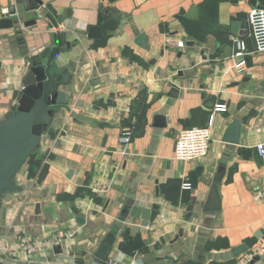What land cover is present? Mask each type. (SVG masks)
<instances>
[{
	"label": "crops",
	"instance_id": "1",
	"mask_svg": "<svg viewBox=\"0 0 264 264\" xmlns=\"http://www.w3.org/2000/svg\"><path fill=\"white\" fill-rule=\"evenodd\" d=\"M257 7L264 0H0V21L15 8L22 26L0 27V121L16 110L32 67L45 65L57 46L53 21L64 51L55 71L68 101L14 189L0 195V243L64 241L0 259L91 264L89 255L114 235L107 264H240L264 243V157L256 148L264 144V53H255L249 24ZM237 21L246 24L233 34ZM91 27L99 34L89 38ZM238 37L249 52L241 72ZM218 104L227 111L214 115L208 154L177 160L180 132L206 127ZM235 120L238 145L223 142ZM129 128L124 148L119 139ZM217 179L219 209L204 211ZM133 191L158 213L147 228L128 223ZM251 264H264V254Z\"/></svg>",
	"mask_w": 264,
	"mask_h": 264
},
{
	"label": "water",
	"instance_id": "2",
	"mask_svg": "<svg viewBox=\"0 0 264 264\" xmlns=\"http://www.w3.org/2000/svg\"><path fill=\"white\" fill-rule=\"evenodd\" d=\"M49 19L52 20L50 16ZM53 23L57 32V46H55L45 65L38 63L32 67L27 78L26 88L21 94L16 110L12 116L0 121V195L14 189L15 176L38 149L42 135L52 124L55 112L59 109L68 108L66 95L60 91L61 76L55 71L57 58L64 53L63 37L57 23L54 21ZM34 24H36V21L28 22L25 23V27L29 28ZM245 24L241 25L238 21L234 22L232 24L233 34H238L239 29L245 27ZM0 27L1 29L15 28L19 30L22 26L6 15L0 21ZM98 34V27H91L88 30L89 38ZM144 39L145 36L141 35L136 43L143 46ZM261 85L264 86V81ZM241 128V121L235 120L226 131L223 142L238 145L240 143ZM218 183V179L213 181L210 202L203 208L204 211L219 209L216 196ZM127 197L128 201L125 203V207L130 217L128 223L134 228H147L158 215L155 211L156 208L154 207V210H152L143 207L134 191L129 192ZM36 208L38 210L39 205ZM125 220L122 219V221ZM80 222L83 223V221ZM114 242V235L106 237L97 250L92 252L86 260H92L91 264L109 263ZM245 250L246 246L243 245L235 248L234 253L239 256ZM0 264L12 263L0 259Z\"/></svg>",
	"mask_w": 264,
	"mask_h": 264
},
{
	"label": "built area",
	"instance_id": "3",
	"mask_svg": "<svg viewBox=\"0 0 264 264\" xmlns=\"http://www.w3.org/2000/svg\"><path fill=\"white\" fill-rule=\"evenodd\" d=\"M3 14L13 18L21 24L20 15L18 11L13 9H4ZM40 19L44 16L39 15ZM249 24L251 36L255 43V53H264V7L254 8L249 14ZM236 51L234 59L237 60L234 68L238 71H243L247 61L245 56L249 54L247 42L244 38L235 39ZM227 111L225 104H218L215 106L213 114L206 127H190L180 132L175 146V158L184 162H191L206 156L209 152L211 143L213 141V119L214 115L219 112ZM132 129H125L120 136V145L126 148L132 141ZM259 156L264 157V144L257 145ZM184 190L191 189V185L185 183ZM264 199V191L260 196ZM66 240H73V235H70ZM64 241L61 236H55L44 241H37L31 238H22L18 243L9 244L7 242L0 243V254L4 255L9 261L14 260L20 253L34 254L39 251H46L52 248L55 244H60ZM264 254V243L248 252L242 258L240 264H251L256 257Z\"/></svg>",
	"mask_w": 264,
	"mask_h": 264
}]
</instances>
